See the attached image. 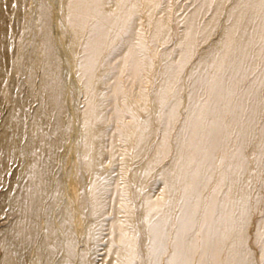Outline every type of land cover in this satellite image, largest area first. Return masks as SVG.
<instances>
[{
  "label": "bare ground",
  "instance_id": "1",
  "mask_svg": "<svg viewBox=\"0 0 264 264\" xmlns=\"http://www.w3.org/2000/svg\"><path fill=\"white\" fill-rule=\"evenodd\" d=\"M0 264H264V0H0Z\"/></svg>",
  "mask_w": 264,
  "mask_h": 264
},
{
  "label": "rangeland",
  "instance_id": "2",
  "mask_svg": "<svg viewBox=\"0 0 264 264\" xmlns=\"http://www.w3.org/2000/svg\"><path fill=\"white\" fill-rule=\"evenodd\" d=\"M3 225V217H0V227Z\"/></svg>",
  "mask_w": 264,
  "mask_h": 264
}]
</instances>
